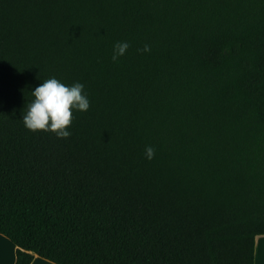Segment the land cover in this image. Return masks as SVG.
I'll list each match as a JSON object with an SVG mask.
<instances>
[{
  "label": "trees",
  "instance_id": "16d2710c",
  "mask_svg": "<svg viewBox=\"0 0 264 264\" xmlns=\"http://www.w3.org/2000/svg\"><path fill=\"white\" fill-rule=\"evenodd\" d=\"M50 78L90 102L66 139L23 123ZM0 234L14 264H254L264 0H0Z\"/></svg>",
  "mask_w": 264,
  "mask_h": 264
},
{
  "label": "clouds",
  "instance_id": "9594fccd",
  "mask_svg": "<svg viewBox=\"0 0 264 264\" xmlns=\"http://www.w3.org/2000/svg\"><path fill=\"white\" fill-rule=\"evenodd\" d=\"M128 48V43L118 42L114 46L113 62L124 56ZM143 51L150 52L151 49L146 45ZM83 90L81 83L67 86L56 78L45 80L32 92L34 99L23 115L25 127L31 132H51L58 138H68L71 135L68 129L72 125L73 112H87L90 108ZM154 156L155 150L152 147L146 148L147 159L152 160Z\"/></svg>",
  "mask_w": 264,
  "mask_h": 264
},
{
  "label": "crops",
  "instance_id": "0c3cea01",
  "mask_svg": "<svg viewBox=\"0 0 264 264\" xmlns=\"http://www.w3.org/2000/svg\"><path fill=\"white\" fill-rule=\"evenodd\" d=\"M15 246L0 234V264H14ZM29 264H54L46 259L33 255ZM254 264H264V235L254 239Z\"/></svg>",
  "mask_w": 264,
  "mask_h": 264
}]
</instances>
